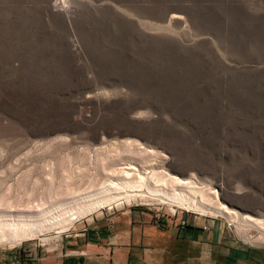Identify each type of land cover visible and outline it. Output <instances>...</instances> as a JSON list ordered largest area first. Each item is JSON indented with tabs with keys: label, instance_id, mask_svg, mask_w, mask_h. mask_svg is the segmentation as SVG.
Here are the masks:
<instances>
[{
	"label": "rangeland",
	"instance_id": "374dc122",
	"mask_svg": "<svg viewBox=\"0 0 264 264\" xmlns=\"http://www.w3.org/2000/svg\"><path fill=\"white\" fill-rule=\"evenodd\" d=\"M127 170L198 183L237 215L221 244L264 253V0H0V214L40 226L0 249L51 247L101 209L188 214L132 197L58 216ZM222 249L208 264L253 262Z\"/></svg>",
	"mask_w": 264,
	"mask_h": 264
},
{
	"label": "crops",
	"instance_id": "0c3cea01",
	"mask_svg": "<svg viewBox=\"0 0 264 264\" xmlns=\"http://www.w3.org/2000/svg\"><path fill=\"white\" fill-rule=\"evenodd\" d=\"M154 216L136 207L101 209L87 217L83 227L56 236L51 247L0 249V264H62L69 257L80 258L72 264H208L218 260L219 246L226 263L241 256L251 261L263 253L232 243L222 245L228 238L225 222L188 212L182 216L185 225L180 224L179 213L161 225Z\"/></svg>",
	"mask_w": 264,
	"mask_h": 264
},
{
	"label": "bare ground",
	"instance_id": "6f19581e",
	"mask_svg": "<svg viewBox=\"0 0 264 264\" xmlns=\"http://www.w3.org/2000/svg\"><path fill=\"white\" fill-rule=\"evenodd\" d=\"M127 168L135 170V166L132 165H127ZM123 173L121 181L111 180L108 186L103 189L86 193L72 200L73 202L68 204V207L71 208L59 213L58 216L65 220L67 218L68 220H73L90 213L96 208L120 199L126 198L130 200L132 197H138L142 201H146L148 198L160 199L163 203L170 206L199 211L202 214L221 215L228 218L229 221H234L237 218L235 211L226 208L225 205L220 206L218 209L213 208L206 201L200 186L197 185L198 183L195 184L189 178H181L169 174L168 178L163 176L156 178L157 180L154 178L155 181H151L149 176L145 175L147 172H138L136 176L128 170L123 171ZM62 207L63 205L59 204L55 209L59 211L63 209ZM26 218H34V216L0 214V242L16 245L22 241L33 239L40 226L37 222L27 223L21 221L27 220ZM243 219L254 224H258L262 220L249 214H243Z\"/></svg>",
	"mask_w": 264,
	"mask_h": 264
},
{
	"label": "trees",
	"instance_id": "16d2710c",
	"mask_svg": "<svg viewBox=\"0 0 264 264\" xmlns=\"http://www.w3.org/2000/svg\"><path fill=\"white\" fill-rule=\"evenodd\" d=\"M79 259L80 258H78V257H69V258L64 259L62 264H67V263L72 264L73 262H75ZM251 261H253V262L250 264H264V253L259 254L258 257L252 258ZM247 262H249V261H247Z\"/></svg>",
	"mask_w": 264,
	"mask_h": 264
},
{
	"label": "built area",
	"instance_id": "2783aa9c",
	"mask_svg": "<svg viewBox=\"0 0 264 264\" xmlns=\"http://www.w3.org/2000/svg\"><path fill=\"white\" fill-rule=\"evenodd\" d=\"M181 212L183 213V210H181ZM186 212L193 213L190 210H186ZM193 214H195V213H193ZM208 218H212V217H208ZM212 219H215V218H212ZM186 223H187V221L183 217H181L180 224L181 225H185ZM225 224H226V226L229 229H233L235 227L234 223L232 221H229L228 219H225ZM204 229H210V226L209 225H205L204 226Z\"/></svg>",
	"mask_w": 264,
	"mask_h": 264
}]
</instances>
